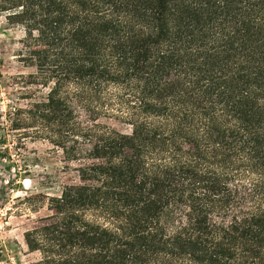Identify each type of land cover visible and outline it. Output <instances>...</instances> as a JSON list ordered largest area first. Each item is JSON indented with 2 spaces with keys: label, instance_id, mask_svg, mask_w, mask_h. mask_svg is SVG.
<instances>
[{
  "label": "trees",
  "instance_id": "16d2710c",
  "mask_svg": "<svg viewBox=\"0 0 264 264\" xmlns=\"http://www.w3.org/2000/svg\"><path fill=\"white\" fill-rule=\"evenodd\" d=\"M0 14L33 68L11 128L73 163L22 232L29 251L264 264V0H0Z\"/></svg>",
  "mask_w": 264,
  "mask_h": 264
},
{
  "label": "rangeland",
  "instance_id": "374dc122",
  "mask_svg": "<svg viewBox=\"0 0 264 264\" xmlns=\"http://www.w3.org/2000/svg\"><path fill=\"white\" fill-rule=\"evenodd\" d=\"M22 36V30L5 24L0 14V264H44L37 251L26 248L22 232L46 213V195L56 193L73 175L63 168L73 163L66 164L60 151L34 128H11L16 118L12 107L27 102L20 76L33 70L18 60ZM79 115L87 119L83 110Z\"/></svg>",
  "mask_w": 264,
  "mask_h": 264
}]
</instances>
